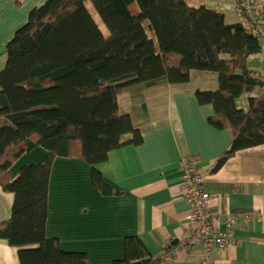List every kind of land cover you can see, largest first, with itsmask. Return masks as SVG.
I'll use <instances>...</instances> for the list:
<instances>
[{
    "label": "trees",
    "instance_id": "obj_1",
    "mask_svg": "<svg viewBox=\"0 0 264 264\" xmlns=\"http://www.w3.org/2000/svg\"><path fill=\"white\" fill-rule=\"evenodd\" d=\"M258 15L264 20V10ZM262 48L245 21L227 23L221 11L186 0H46L31 8L7 41L0 69V189L14 196L0 239L17 248L19 264H90L84 252L63 250L45 235L49 176L56 156L94 165L113 149L141 143L130 115L119 111L127 85L183 83L192 70L215 72L217 89L195 94L213 105L208 122L228 129L231 141L210 172L237 151L262 144L264 75L247 67L248 56ZM257 88L262 92L249 98L248 110L239 109L236 99ZM36 146L45 157L22 165L11 179V165ZM91 180L102 194L120 193L96 169ZM164 262L128 235L123 258L113 264Z\"/></svg>",
    "mask_w": 264,
    "mask_h": 264
},
{
    "label": "crops",
    "instance_id": "obj_2",
    "mask_svg": "<svg viewBox=\"0 0 264 264\" xmlns=\"http://www.w3.org/2000/svg\"><path fill=\"white\" fill-rule=\"evenodd\" d=\"M44 1L0 0V69L14 30L27 21L31 8ZM186 1L221 11L227 23L243 21L235 12V0ZM255 3L257 10H264V0ZM94 19L106 33L100 18ZM247 67L264 75V45L261 52L248 56ZM217 87V73L200 70H192L183 83L160 80L153 86L143 82L125 86L119 111L130 115L141 143L113 149L94 165L76 156H56L49 176L46 237L55 238L63 250L84 252L90 264L122 259L128 235L138 236L151 256L165 257L164 264H264V142L237 151L210 172L229 146L231 132L208 122L213 105L199 103L195 91ZM261 92L258 88L243 92L236 99L237 107L247 111L249 98ZM45 155L40 146L24 152L9 168L10 178L22 165L37 163ZM181 159L190 161L202 175L210 194L208 211L218 219L219 228L223 229L219 218L224 213L237 216L232 240L223 251L214 248L207 256L199 246L178 248L190 234V209L180 186ZM93 169L120 193L102 194L95 188ZM13 200L11 192L0 189V222L9 218ZM0 264H19L17 248L3 239Z\"/></svg>",
    "mask_w": 264,
    "mask_h": 264
},
{
    "label": "built area",
    "instance_id": "obj_3",
    "mask_svg": "<svg viewBox=\"0 0 264 264\" xmlns=\"http://www.w3.org/2000/svg\"><path fill=\"white\" fill-rule=\"evenodd\" d=\"M235 12L264 45V21L259 19L255 0H240L235 5ZM178 167L182 195L190 209L188 214L190 234L178 248L187 250L191 246H199L207 256L214 248L223 251L232 240L237 216L231 212L220 216L219 222L223 225V229H220L218 219L208 211L210 194L203 187V177L198 169L186 159L179 160Z\"/></svg>",
    "mask_w": 264,
    "mask_h": 264
},
{
    "label": "rangeland",
    "instance_id": "obj_4",
    "mask_svg": "<svg viewBox=\"0 0 264 264\" xmlns=\"http://www.w3.org/2000/svg\"><path fill=\"white\" fill-rule=\"evenodd\" d=\"M45 1H46V0H45ZM45 1H44V2H45ZM44 2H43V3H44ZM193 4H196V3H193ZM86 5H87L88 9H89V8L91 9V10H90V9H89V10L92 11L94 17H95V16H96V17H99L98 14L96 13L95 9L93 8V6L91 5V3H90L89 1L86 2ZM194 6H195V5H194ZM16 29H17V28H16ZM16 29H15V30H16ZM15 30H14V31H15ZM151 35H152V33H151ZM152 36H153V35H152Z\"/></svg>",
    "mask_w": 264,
    "mask_h": 264
},
{
    "label": "water",
    "instance_id": "obj_5",
    "mask_svg": "<svg viewBox=\"0 0 264 264\" xmlns=\"http://www.w3.org/2000/svg\"><path fill=\"white\" fill-rule=\"evenodd\" d=\"M173 244V243H172Z\"/></svg>",
    "mask_w": 264,
    "mask_h": 264
}]
</instances>
